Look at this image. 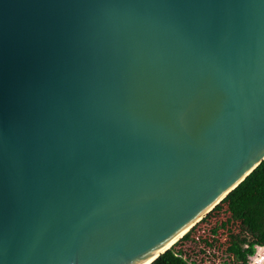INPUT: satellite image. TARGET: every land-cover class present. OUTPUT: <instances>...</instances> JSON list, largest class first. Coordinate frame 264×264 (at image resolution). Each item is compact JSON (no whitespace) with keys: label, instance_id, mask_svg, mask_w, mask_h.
<instances>
[{"label":"water","instance_id":"water-1","mask_svg":"<svg viewBox=\"0 0 264 264\" xmlns=\"http://www.w3.org/2000/svg\"><path fill=\"white\" fill-rule=\"evenodd\" d=\"M263 159L264 0H0V264H151Z\"/></svg>","mask_w":264,"mask_h":264},{"label":"rangeland","instance_id":"rangeland-1","mask_svg":"<svg viewBox=\"0 0 264 264\" xmlns=\"http://www.w3.org/2000/svg\"><path fill=\"white\" fill-rule=\"evenodd\" d=\"M238 206L219 202L192 226L187 240L180 237L171 246L173 251L191 264H264V236L253 231Z\"/></svg>","mask_w":264,"mask_h":264},{"label":"trees","instance_id":"trees-1","mask_svg":"<svg viewBox=\"0 0 264 264\" xmlns=\"http://www.w3.org/2000/svg\"><path fill=\"white\" fill-rule=\"evenodd\" d=\"M221 202H238L237 211L242 212L254 232L264 236V159ZM234 218L232 214L231 219ZM191 231L192 228L182 236V239L187 240ZM172 247L151 264H191L180 254L174 252Z\"/></svg>","mask_w":264,"mask_h":264},{"label":"bare ground","instance_id":"bare-ground-1","mask_svg":"<svg viewBox=\"0 0 264 264\" xmlns=\"http://www.w3.org/2000/svg\"><path fill=\"white\" fill-rule=\"evenodd\" d=\"M173 244H174V243L170 244V245L168 246V248H170ZM165 249H166V248H165Z\"/></svg>","mask_w":264,"mask_h":264}]
</instances>
